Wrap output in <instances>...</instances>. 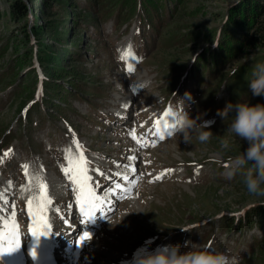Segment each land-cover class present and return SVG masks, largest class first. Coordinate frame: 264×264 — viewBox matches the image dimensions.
Returning <instances> with one entry per match:
<instances>
[{
	"label": "rangeland",
	"instance_id": "374dc122",
	"mask_svg": "<svg viewBox=\"0 0 264 264\" xmlns=\"http://www.w3.org/2000/svg\"><path fill=\"white\" fill-rule=\"evenodd\" d=\"M13 1L0 0V230L5 221L14 220L21 246L0 256V264H8L5 256L25 264L32 245L29 201L41 195L42 184L52 201L43 218L56 222L52 238L58 242L60 232L66 242L55 251L78 243L81 231L69 204L77 202L76 185L64 168L69 157L79 159L81 153L94 182L102 166L128 176V183L136 178V183L127 194L133 196L119 200L115 213L108 210L98 224L87 228L91 238L72 264H133L138 250L179 244L185 252L186 242L230 249L241 257V264H264L261 227L235 225V218L249 207L264 205V196L250 194L240 174L227 176L228 163L249 144L226 131L231 118L223 121L217 115L229 102L264 104V96H253L248 88L247 96L234 92L237 81L229 80L238 66L255 67L264 61V47L247 46L227 63H219L212 75L207 57H200L215 51L228 10L242 0H183L178 7L173 2L165 6L162 0L147 23L139 10L128 18L100 11L91 15L86 0H77L72 10L57 0H21L28 5V16L13 22ZM35 26H43L42 33ZM74 29L72 42L58 40ZM27 50L33 51L32 58L25 56ZM35 50L73 57L62 65L68 74L76 70L82 80L77 84L69 75L57 80V88L48 89L46 71L33 59ZM198 60L196 73L191 72ZM186 92L192 100L184 104ZM168 111H186L198 124L214 120L205 129L213 136L202 143L193 135L188 143L172 131L159 139L157 121ZM132 166L135 173H130ZM249 168L251 163L244 171ZM112 174L100 188L114 179ZM108 196L101 199L104 204ZM65 264H70L68 258Z\"/></svg>",
	"mask_w": 264,
	"mask_h": 264
},
{
	"label": "trees",
	"instance_id": "16d2710c",
	"mask_svg": "<svg viewBox=\"0 0 264 264\" xmlns=\"http://www.w3.org/2000/svg\"><path fill=\"white\" fill-rule=\"evenodd\" d=\"M91 3L90 9H87L86 12L89 14L93 12H103L104 14L111 15L115 13L116 15H123L125 17H131L134 13L136 14L138 10L140 11V18H144V20L148 22H152V18L156 15V13L161 8L162 0H86ZM165 6L171 2L175 4L176 7L182 4L183 0H165ZM59 5L66 7L68 10H72L73 8H77V0H57ZM66 9V10H67ZM142 10V13H141ZM29 13L28 5L22 2L21 0H14L11 4L10 8V16L12 21H21L26 19ZM68 14V13H66ZM88 14V15H89ZM126 14V15H125ZM264 14V3L262 0H242L239 2L235 8H231L228 10L226 20L223 24L222 33L220 39L217 41V46L215 51H213L210 55L202 53L200 57H207V68L209 69L208 73L212 75L214 73L215 67L219 63H227L230 58L234 56H238L241 52L245 51L247 46H249V50H253L255 48L264 47V33L260 30L262 29V24L264 22L261 21V17ZM92 15V14H91ZM69 16V15H68ZM72 16V15H71ZM71 16L69 18L72 20ZM1 17V12H0ZM93 17V16H92ZM82 20L87 21L88 18H82ZM57 21V22H56ZM57 23L58 29V20ZM146 21V23H147ZM61 23V22H60ZM51 24V23H50ZM60 26V24H59ZM42 28H38L35 26V30H39V33H42ZM58 35V33L56 34ZM27 39H29V33L26 34ZM75 38V29L68 30L67 37L63 38V36L59 35L58 40L65 39L66 41L72 42ZM60 40V41H61ZM251 48V49H250ZM36 55L34 56L40 66L45 69V76L48 78V89L57 88V80L59 78L68 77L69 75L75 78L74 81L80 82L82 78L79 76L76 70H74L73 74H68V71L65 70V67L62 65L64 61L69 59H74L67 55V57L54 55L50 51L37 50ZM31 57L33 56L32 50H27L25 56ZM207 55V56H206ZM33 57V59H34ZM215 58V61H214ZM198 60L195 66L191 69V72L196 73L197 68L199 67ZM259 63H264V61H260ZM254 67L249 65L238 66L233 73L229 77L230 79L236 80L238 84L236 91L237 93H242V95L247 96L248 90L251 92L249 88V82L252 79V72ZM247 85V86H246ZM248 88V90H247ZM241 221L236 223L245 224L252 226L253 221H259L264 225V205H257L253 207H249L244 212V216L241 217ZM262 249L260 256L264 257V238L262 239Z\"/></svg>",
	"mask_w": 264,
	"mask_h": 264
},
{
	"label": "clouds",
	"instance_id": "9594fccd",
	"mask_svg": "<svg viewBox=\"0 0 264 264\" xmlns=\"http://www.w3.org/2000/svg\"><path fill=\"white\" fill-rule=\"evenodd\" d=\"M249 88L253 96H264V63L255 65ZM188 100H192V96L186 92L181 102L186 104ZM217 115L223 121L231 118L226 131L249 144L245 152H241L228 163V178L240 174L250 194L264 196V104L229 102L222 110L217 111ZM171 116L174 133L182 135L185 142L190 143L195 135L200 142L206 143L213 136L210 130L205 129H209L214 120L198 124L186 111L172 112ZM224 147H227V142H224ZM248 163L252 164V168L244 171V166ZM185 247L189 250L181 252L179 244L166 245L151 251L138 250L133 264H241V257L233 254L230 249L212 250L208 245H189L187 242Z\"/></svg>",
	"mask_w": 264,
	"mask_h": 264
},
{
	"label": "snow or ice",
	"instance_id": "6c2138e0",
	"mask_svg": "<svg viewBox=\"0 0 264 264\" xmlns=\"http://www.w3.org/2000/svg\"><path fill=\"white\" fill-rule=\"evenodd\" d=\"M171 111L165 113V119L162 121H157V137L161 140L165 138V135L171 136L174 124L167 120L168 116H171ZM163 133V134H161ZM132 138L136 140L135 129L132 130ZM139 142V141H138ZM142 146H147L142 145ZM152 146H155V141L152 142ZM7 155V153H5ZM129 159H135V157H129ZM87 162L83 159V153H81L79 159L69 157L68 167L64 168L65 174L68 176L72 184L76 185L74 191L77 193V201L80 205V215L82 217L81 223L88 221L95 217L97 212L103 213L104 201L96 194L93 188L94 181L92 177L88 175V168L86 166ZM27 168V166H25ZM133 173L136 172L135 166L131 167ZM170 171V170H169ZM119 175V174H118ZM161 177H156V179H161ZM123 180H129L128 176H123ZM131 184L136 183V178L130 180ZM41 195L35 199V201H29L30 212L29 215L34 221L33 226L30 227L29 231L37 239L44 235H48L51 232V226L48 224L47 220L43 218V212L46 205L51 204L52 201L48 198L46 192V186L41 185ZM115 188L118 190L127 191V189H122L121 184L117 183ZM35 207V212L31 211L32 207ZM110 207V206H109ZM36 213H39L38 217ZM16 213L13 211L12 216L15 217ZM91 238V234L84 232L78 240V243H83L84 241ZM21 246L20 237L17 231V226L15 222L9 224L5 221L3 225V230H0V256L5 253H11L17 250ZM35 256V252L32 253Z\"/></svg>",
	"mask_w": 264,
	"mask_h": 264
},
{
	"label": "bare ground",
	"instance_id": "6f19581e",
	"mask_svg": "<svg viewBox=\"0 0 264 264\" xmlns=\"http://www.w3.org/2000/svg\"><path fill=\"white\" fill-rule=\"evenodd\" d=\"M165 119V118H164ZM167 120L170 122V123H172V116H168L167 117ZM165 136H167V135H165ZM94 187V186H93ZM129 187V186H128ZM127 189V188H126ZM109 197V196H108ZM107 200V199H106ZM98 214V213H97ZM78 219L81 221V219H82V217H81V215H80V206L78 205ZM94 222H96L95 220H94V218H92V219H89L88 221H86L85 223H88V224H92V223H94ZM51 235H53V234H51ZM47 239H48V237H46V236H44L43 237V239L42 240H40V241H38L37 239H36V237H35V239H34V244H35V246L36 247H39V249H41V250H52L49 246H46V241H47ZM52 239H54V238H52ZM54 241L56 242L57 240H55L54 239ZM32 248H33V246H32ZM40 259H41V255H39L38 257H37V254H35V256H33L32 255V253H30V254H28L27 255V259L25 260L26 262H25V264H28V261H33L32 263L33 264H41V263H39L38 261H40ZM54 260L55 261H62V259L61 258H58V257H54ZM46 263H50V264H53V262L52 261H45Z\"/></svg>",
	"mask_w": 264,
	"mask_h": 264
}]
</instances>
